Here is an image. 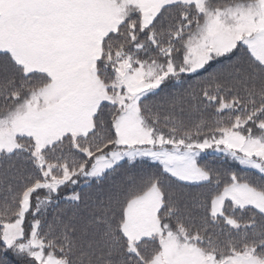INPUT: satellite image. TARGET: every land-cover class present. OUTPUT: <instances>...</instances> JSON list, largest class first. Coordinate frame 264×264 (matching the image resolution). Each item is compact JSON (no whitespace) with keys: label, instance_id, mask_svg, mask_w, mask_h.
<instances>
[{"label":"snow or ice","instance_id":"1","mask_svg":"<svg viewBox=\"0 0 264 264\" xmlns=\"http://www.w3.org/2000/svg\"><path fill=\"white\" fill-rule=\"evenodd\" d=\"M0 264H264V0H0Z\"/></svg>","mask_w":264,"mask_h":264}]
</instances>
